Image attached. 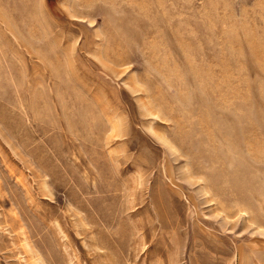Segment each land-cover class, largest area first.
Here are the masks:
<instances>
[{
  "label": "rangeland",
  "instance_id": "374dc122",
  "mask_svg": "<svg viewBox=\"0 0 264 264\" xmlns=\"http://www.w3.org/2000/svg\"><path fill=\"white\" fill-rule=\"evenodd\" d=\"M0 264H264V0H0Z\"/></svg>",
  "mask_w": 264,
  "mask_h": 264
}]
</instances>
